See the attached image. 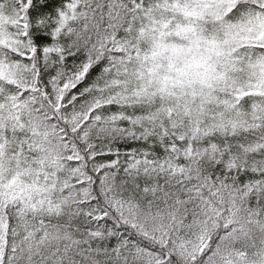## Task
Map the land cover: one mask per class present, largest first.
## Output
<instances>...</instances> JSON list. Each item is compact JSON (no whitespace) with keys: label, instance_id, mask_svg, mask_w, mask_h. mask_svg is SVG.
Instances as JSON below:
<instances>
[{"label":"snow or ice","instance_id":"6c2138e0","mask_svg":"<svg viewBox=\"0 0 264 264\" xmlns=\"http://www.w3.org/2000/svg\"><path fill=\"white\" fill-rule=\"evenodd\" d=\"M0 264H264V0H0Z\"/></svg>","mask_w":264,"mask_h":264}]
</instances>
